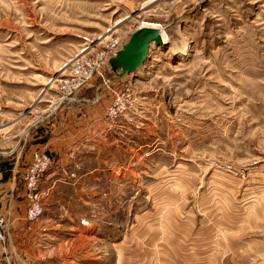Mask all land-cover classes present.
<instances>
[{"label": "rangeland", "instance_id": "obj_1", "mask_svg": "<svg viewBox=\"0 0 264 264\" xmlns=\"http://www.w3.org/2000/svg\"><path fill=\"white\" fill-rule=\"evenodd\" d=\"M143 25L167 41L119 78ZM99 53L103 76L60 100L70 60ZM100 85L105 109L121 91L134 106L103 113L93 148L32 151L22 187L34 152L52 160L43 212L0 243V264H264V0H0L5 179L14 146L25 159Z\"/></svg>", "mask_w": 264, "mask_h": 264}, {"label": "crops", "instance_id": "obj_2", "mask_svg": "<svg viewBox=\"0 0 264 264\" xmlns=\"http://www.w3.org/2000/svg\"><path fill=\"white\" fill-rule=\"evenodd\" d=\"M105 87L106 86L103 85L98 86L94 96L82 102L85 104L83 106H86V109L83 115H78L75 123L63 125L64 123L60 124L59 122L55 124L50 139L44 144L36 143L31 146L28 153L25 155V159H20L21 150L19 148L17 149L15 146L12 148V152L16 151L12 174L7 177L6 181L0 183V214L6 219L8 224V248H13V244L16 245L13 242V236L23 232H29L28 229L23 226L26 220V205L20 175H18V172L21 171V166L29 159L32 151L37 148L43 147L45 150L58 154L61 158L73 148L81 149L84 147H95L98 145L99 140L97 136L100 134L107 137L111 129L103 118L106 101L99 97V91L105 89ZM103 96L104 95H102V97ZM90 173L91 172H87L86 174L80 175L79 180L85 183V180L90 177ZM55 182L54 180L53 184H55ZM15 261H17V258Z\"/></svg>", "mask_w": 264, "mask_h": 264}, {"label": "built area", "instance_id": "obj_3", "mask_svg": "<svg viewBox=\"0 0 264 264\" xmlns=\"http://www.w3.org/2000/svg\"><path fill=\"white\" fill-rule=\"evenodd\" d=\"M107 63L102 53L94 58L81 57L71 59L69 62L70 73L65 80H58L56 85L60 93V100H74V94L90 83L96 77H102V66ZM134 101L130 95L122 91L116 93L115 98L107 105L104 115L109 123L117 121L120 116L132 109ZM52 164L51 157L44 152H34L30 163L25 167L22 173L24 200L26 205V220L29 222L37 221L43 212L42 202V180L44 175L50 169ZM2 174L0 172V180ZM7 221L0 214V243L2 250L7 253L8 242ZM6 247V248H5Z\"/></svg>", "mask_w": 264, "mask_h": 264}, {"label": "water", "instance_id": "obj_4", "mask_svg": "<svg viewBox=\"0 0 264 264\" xmlns=\"http://www.w3.org/2000/svg\"><path fill=\"white\" fill-rule=\"evenodd\" d=\"M161 42V36L157 30L139 28L135 31L119 52L118 58L114 59L122 69L118 77L121 78L139 67L147 57L151 44L159 45Z\"/></svg>", "mask_w": 264, "mask_h": 264}, {"label": "trees", "instance_id": "obj_5", "mask_svg": "<svg viewBox=\"0 0 264 264\" xmlns=\"http://www.w3.org/2000/svg\"><path fill=\"white\" fill-rule=\"evenodd\" d=\"M93 97V96H92ZM47 136H45L43 139H40L39 141H37V142H35V144L36 143H42V144H44V143H46V141H47ZM11 169V164L10 163H4L3 161H1L0 162V170L2 171V172H4V177H3V181H5L6 179H5V177L7 176V173H9V170Z\"/></svg>", "mask_w": 264, "mask_h": 264}, {"label": "bare ground", "instance_id": "obj_6", "mask_svg": "<svg viewBox=\"0 0 264 264\" xmlns=\"http://www.w3.org/2000/svg\"><path fill=\"white\" fill-rule=\"evenodd\" d=\"M144 26V28H149V29H156V30H158V29H160L159 27H157V26H147V25H143ZM158 33L160 34V32L158 31ZM160 36H161V34H160ZM161 40H162V42L161 43H163V41H164V43L167 41V38H166V36L165 35H162L161 36ZM142 64V63H141ZM60 76H62L61 74L59 75V77Z\"/></svg>", "mask_w": 264, "mask_h": 264}]
</instances>
